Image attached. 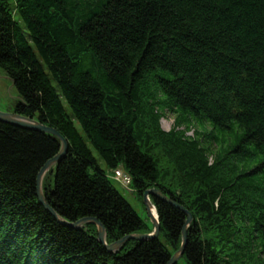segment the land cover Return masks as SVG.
Returning <instances> with one entry per match:
<instances>
[{"label":"trees","instance_id":"trees-1","mask_svg":"<svg viewBox=\"0 0 264 264\" xmlns=\"http://www.w3.org/2000/svg\"><path fill=\"white\" fill-rule=\"evenodd\" d=\"M0 70L11 112L67 144L43 181L64 222L151 232L116 169L179 207L152 198L158 238L110 253L37 200L60 141L0 122V264H168L188 215L176 264H264V0H0Z\"/></svg>","mask_w":264,"mask_h":264},{"label":"water","instance_id":"water-1","mask_svg":"<svg viewBox=\"0 0 264 264\" xmlns=\"http://www.w3.org/2000/svg\"><path fill=\"white\" fill-rule=\"evenodd\" d=\"M0 122L14 126V127H17V128L25 129V130L37 131V132L53 135L60 141L61 147H60L59 154L54 159L48 161L37 175V178H36V194H35L39 204L59 224L65 225V226H70L76 230H79L80 228H82L86 224L94 225L97 229V240H98V242L100 244H102L108 252L115 253V254L118 253L122 249L123 245L129 241L142 242V241H146V240H156L158 238L159 233H160L159 220H158V216H157L155 207L152 203V198L159 199V200L166 202V203L173 205V206H176V205L174 203H172L170 201V199H168L165 195H163L161 192H159L156 189L147 190L142 195V201H143V204H144L145 209H146V218L152 226V230L148 234H145V233H143V234H132V235L126 236L123 239L118 240V241H116L110 245H107L106 240H105V237L107 236L106 231H105L104 227L96 219H82L75 224H68V223L64 222L47 205L45 197H44V192H43V181H44V178L46 176L45 174L47 172H50L51 168L54 165L58 164L64 158V156L67 152L66 142L56 132H54L53 130H51L45 126H42L37 121L30 120L28 118L19 116L15 113H12V112H1L0 111ZM150 207L154 208V211L156 214L155 218L150 214V211H149ZM176 207L179 208L178 206H176ZM191 221H192V218L190 215H188V218L185 221V226H184L183 231H182L181 247L177 252H175L173 254V256H171L168 264H176L178 262V260L182 257L185 242H186L187 229L191 225Z\"/></svg>","mask_w":264,"mask_h":264},{"label":"rangeland","instance_id":"rangeland-1","mask_svg":"<svg viewBox=\"0 0 264 264\" xmlns=\"http://www.w3.org/2000/svg\"><path fill=\"white\" fill-rule=\"evenodd\" d=\"M16 100H17V93L15 89L13 88L10 80L0 70V111L1 112L11 111V108L15 105ZM173 123H174V117L170 115H168L166 118H163V120H161L162 128L165 131H169L173 127ZM95 156L97 157L96 154ZM99 166L101 167V169L108 172V170L106 169V166L102 163V161H100ZM48 174H50V172H47L45 175L47 176ZM108 177L113 182L116 189L122 194V196L126 199V201L131 205V207L134 209L137 215L142 219H146V209L143 204L142 197L140 198L136 193L131 191V189H127L123 187L122 185H120L118 182H116L114 180L113 172H109ZM148 224L151 227V224L150 223ZM105 240L107 243V236L105 237Z\"/></svg>","mask_w":264,"mask_h":264},{"label":"built area","instance_id":"built-area-1","mask_svg":"<svg viewBox=\"0 0 264 264\" xmlns=\"http://www.w3.org/2000/svg\"><path fill=\"white\" fill-rule=\"evenodd\" d=\"M115 176H116V178L118 179V180H120L124 185H128L129 184V182H130V179L127 177V176H125V175H123L122 173H120V172H115Z\"/></svg>","mask_w":264,"mask_h":264},{"label":"bare ground","instance_id":"bare-ground-1","mask_svg":"<svg viewBox=\"0 0 264 264\" xmlns=\"http://www.w3.org/2000/svg\"><path fill=\"white\" fill-rule=\"evenodd\" d=\"M149 211H150V214L155 218L156 214H155L154 208L150 207Z\"/></svg>","mask_w":264,"mask_h":264}]
</instances>
